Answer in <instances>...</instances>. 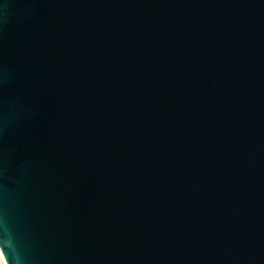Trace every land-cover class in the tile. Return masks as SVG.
<instances>
[{"label": "water", "instance_id": "obj_1", "mask_svg": "<svg viewBox=\"0 0 264 264\" xmlns=\"http://www.w3.org/2000/svg\"><path fill=\"white\" fill-rule=\"evenodd\" d=\"M4 264H264V0H0Z\"/></svg>", "mask_w": 264, "mask_h": 264}, {"label": "bare ground", "instance_id": "obj_2", "mask_svg": "<svg viewBox=\"0 0 264 264\" xmlns=\"http://www.w3.org/2000/svg\"><path fill=\"white\" fill-rule=\"evenodd\" d=\"M2 258L0 257V260H1ZM2 261V260H1ZM2 264H4V262L2 261Z\"/></svg>", "mask_w": 264, "mask_h": 264}, {"label": "rangeland", "instance_id": "obj_3", "mask_svg": "<svg viewBox=\"0 0 264 264\" xmlns=\"http://www.w3.org/2000/svg\"><path fill=\"white\" fill-rule=\"evenodd\" d=\"M2 260V259H1ZM0 260V264H2V261Z\"/></svg>", "mask_w": 264, "mask_h": 264}]
</instances>
